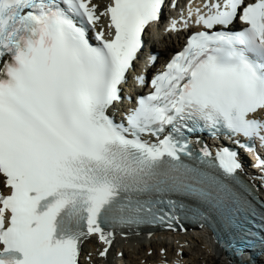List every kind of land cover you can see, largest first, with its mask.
Wrapping results in <instances>:
<instances>
[{
	"label": "snow or ice",
	"instance_id": "1",
	"mask_svg": "<svg viewBox=\"0 0 264 264\" xmlns=\"http://www.w3.org/2000/svg\"><path fill=\"white\" fill-rule=\"evenodd\" d=\"M162 4L110 0L101 11L92 0H0V177L9 192L0 194V264H80L90 236L110 245L108 228L171 227L177 212L240 242L256 227L264 244V202L241 179L237 153H197L185 138L224 130L264 144V0L196 9L204 30L116 122L109 110ZM103 17L111 38L100 28L93 45L83 25ZM237 18L245 27L232 30ZM172 195L196 206L164 199Z\"/></svg>",
	"mask_w": 264,
	"mask_h": 264
},
{
	"label": "bare ground",
	"instance_id": "2",
	"mask_svg": "<svg viewBox=\"0 0 264 264\" xmlns=\"http://www.w3.org/2000/svg\"><path fill=\"white\" fill-rule=\"evenodd\" d=\"M92 2L100 5L103 0H92ZM153 46L157 47V45ZM173 49L170 46L156 49L157 56H155L154 63H159L161 58L169 55ZM0 190H2L1 181ZM97 239L89 237L85 242L84 252L81 253L83 264H152L159 261L162 256L168 258L169 262H179L180 264H202V261L207 264L208 260L213 263L226 264V257L213 244L209 234L204 230H198V228L173 233H153L150 236H141V238L136 236L118 238L108 246L101 244ZM106 247L108 249L106 255L100 257V252ZM140 247L144 252L152 251L153 254L141 255ZM202 247L205 248L204 251L201 250ZM160 251H164L162 256L159 255ZM114 256L119 258V262H115ZM84 258L88 259L87 262H84ZM257 264H264V255L257 260Z\"/></svg>",
	"mask_w": 264,
	"mask_h": 264
},
{
	"label": "rangeland",
	"instance_id": "3",
	"mask_svg": "<svg viewBox=\"0 0 264 264\" xmlns=\"http://www.w3.org/2000/svg\"><path fill=\"white\" fill-rule=\"evenodd\" d=\"M145 246L147 247V244H145ZM204 249H205L204 247L201 248L202 251H204ZM129 250H130V249H129ZM145 253H147V252H144V251H143V248L140 247V254L143 255V254H145ZM163 253H164V251H160L159 255H160V254L162 255ZM147 254H148V255H150V254L152 255L153 252H152V251H149ZM201 258H203V257H201ZM201 258H200V259H201ZM200 261H201V260H200ZM197 262H198V261H197ZM203 263L206 264L205 261H202V264H203ZM207 264H220V263H213L211 260H208V261H207Z\"/></svg>",
	"mask_w": 264,
	"mask_h": 264
},
{
	"label": "water",
	"instance_id": "4",
	"mask_svg": "<svg viewBox=\"0 0 264 264\" xmlns=\"http://www.w3.org/2000/svg\"><path fill=\"white\" fill-rule=\"evenodd\" d=\"M235 251H237V249Z\"/></svg>",
	"mask_w": 264,
	"mask_h": 264
}]
</instances>
